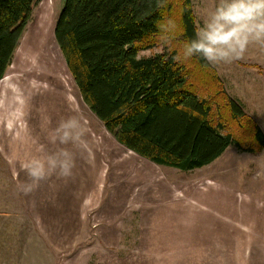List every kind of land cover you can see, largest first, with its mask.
Listing matches in <instances>:
<instances>
[{
    "label": "rangeland",
    "instance_id": "obj_1",
    "mask_svg": "<svg viewBox=\"0 0 264 264\" xmlns=\"http://www.w3.org/2000/svg\"><path fill=\"white\" fill-rule=\"evenodd\" d=\"M218 2L191 0L197 31ZM63 4L35 1L0 80V264H264V147L229 146L185 172L117 143L83 103L56 44ZM210 65L264 133V46ZM73 117L84 135L60 144L56 129ZM62 150L74 160L71 176L33 185L23 163Z\"/></svg>",
    "mask_w": 264,
    "mask_h": 264
},
{
    "label": "trees",
    "instance_id": "obj_2",
    "mask_svg": "<svg viewBox=\"0 0 264 264\" xmlns=\"http://www.w3.org/2000/svg\"><path fill=\"white\" fill-rule=\"evenodd\" d=\"M36 0H0V80ZM171 21L168 31L161 25ZM191 0H64L54 38L83 103L114 140L164 167L203 168L264 133L199 56ZM161 46L154 55L141 51Z\"/></svg>",
    "mask_w": 264,
    "mask_h": 264
},
{
    "label": "clouds",
    "instance_id": "obj_3",
    "mask_svg": "<svg viewBox=\"0 0 264 264\" xmlns=\"http://www.w3.org/2000/svg\"><path fill=\"white\" fill-rule=\"evenodd\" d=\"M171 21L161 25L168 31ZM252 44L264 46V0H219L206 13L195 38L183 47V59L199 56L210 64H230L241 59ZM84 135L81 120L73 117L62 120L54 137L60 144L79 142ZM33 185L54 173L63 177L72 174L74 160L68 151H60L46 158L33 156L23 163ZM31 187V186H30Z\"/></svg>",
    "mask_w": 264,
    "mask_h": 264
}]
</instances>
